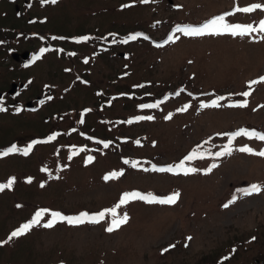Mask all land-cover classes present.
<instances>
[{
	"label": "rangeland",
	"instance_id": "1",
	"mask_svg": "<svg viewBox=\"0 0 264 264\" xmlns=\"http://www.w3.org/2000/svg\"><path fill=\"white\" fill-rule=\"evenodd\" d=\"M34 2L40 4L39 0ZM251 2L264 5V0H58L34 9L33 13L42 17L33 23V28L54 30L56 36L33 46L38 43L50 50L54 40L52 45L73 61L48 51L45 58L41 54L31 64V69L23 68L17 74L11 55L0 52V81L14 77L19 80L18 75L26 79L32 74L29 90L24 89L20 97H29V93L40 89L51 97L49 107L42 98L43 106L37 112L0 115L1 144L24 135H43L48 130L34 152L23 156L22 148H18L15 161L8 160L9 154L0 158V184L15 178L11 189L0 191V241H5L9 231L30 221L39 209L76 216L112 209L127 192L160 197L179 192L180 197L172 205L138 199L121 205L117 213L122 216L126 212L130 219L112 232L106 231L110 214L99 223L57 221L53 227L45 228L42 225L51 219L46 213L39 225L0 246V264H198L207 254L225 250L227 264H253V255L259 254L257 244L264 238V156L236 149L246 145L259 152L264 150V141L241 135L232 140L230 155L217 157L214 153L229 144V136L218 133L242 124H247L248 130H253L254 125L264 128V81L252 85L251 95H240L249 91L252 77L264 73V33L186 36L179 32L175 34L179 39L160 46L153 40L163 37L178 22H200L234 5L245 7ZM6 7L5 2L0 3V14ZM9 15L14 24L25 25L24 18ZM226 20L258 27L264 20V9L236 12ZM109 28L121 34V40L115 43L116 51L110 50L111 54L107 52V56L92 63V55L99 48L98 29ZM133 28L148 29L151 37L147 39L143 34L123 43L137 33ZM84 36L89 39H75ZM69 38L75 40L71 52L67 46L59 45L64 39L61 43L70 46ZM85 58L89 61L82 64ZM76 59L81 60L76 70L85 72L91 82L74 76L72 63L76 64ZM151 79L155 80L156 91L168 87L159 97L172 91L168 99L157 103V108H140L141 104L134 107L132 96L127 95L107 100L97 91L102 87L101 92L108 89L113 96L121 88L135 86L141 90L146 84L139 83ZM180 85L191 90L184 87L174 95ZM196 90L204 93L197 95ZM217 97L227 99L219 101L220 107H200ZM244 99L248 100L247 107L228 106ZM142 104L151 103L147 100ZM185 105H190L186 111H177ZM73 112L81 118H74ZM169 114L171 119H165ZM51 115L61 120L62 131H51ZM140 116L153 119L137 120ZM69 123L71 127H67ZM81 131L101 140L87 138ZM54 134L55 139L49 141ZM104 139L111 140L108 147ZM205 140L206 149L201 146ZM187 149H195L198 157L203 156L189 161L190 167L206 169L213 163L218 166L207 174L152 170L155 162L171 164ZM89 157L94 159L87 162ZM133 162L138 165L133 167ZM113 172L123 174L106 180L105 176ZM252 184L260 185L262 190L245 195L242 190ZM234 196L235 201L229 203ZM257 230L260 237L256 243L248 240L247 236ZM237 237L240 241L234 249L227 246ZM8 257L12 259H3ZM257 261L264 263L261 258Z\"/></svg>",
	"mask_w": 264,
	"mask_h": 264
},
{
	"label": "snow or ice",
	"instance_id": "2",
	"mask_svg": "<svg viewBox=\"0 0 264 264\" xmlns=\"http://www.w3.org/2000/svg\"><path fill=\"white\" fill-rule=\"evenodd\" d=\"M58 0H42V3H51V4H56ZM149 0H141V3H148ZM128 5H124L123 7H127ZM257 9H264V5L262 4H252L248 5L245 7H240L237 5L232 12L229 13H224L218 16L213 17L212 19L206 21L204 24L199 25V26H177L176 31L182 32L186 36H203V35H222V34H231L233 36H245V35H251L254 32H261L264 33V20H261L259 23L258 27H254L252 24H247V25H242V24H232L227 22L226 17L234 15L236 12H243V13H251L254 12ZM143 34L137 33V34H132L125 38L122 42L127 43L129 40H136L138 36H141ZM147 38V37H145ZM55 39V37H54ZM77 41H85L88 40L89 37L84 36V37H79L75 38ZM174 39H179L178 36H175V34H172L168 37V40L165 41V43L172 41L174 42ZM261 39H264V36H261ZM115 43V41H113ZM160 46V45H157ZM49 49H41V54L43 52H47ZM62 51V50H61ZM71 55H75V53H71ZM39 56H34L33 61L39 59ZM85 63H87V60H85ZM264 81V76L260 77L258 80H252L248 82L249 86V91H245L241 93L240 95L247 97L251 95V89L252 85L260 83ZM180 91H184V89H181ZM180 91L174 93V95H179ZM48 99H51V97H48ZM227 99L226 97H217L215 100H212L210 103H201L200 107L201 108H208V107H220L219 101ZM248 105V100L244 99L242 101H238L235 103H230L228 106L229 107H247ZM190 105H185L183 108L177 109V111H186L187 108ZM140 108H157L159 107V104H141L139 105ZM6 109L3 108L2 105H0V111H5ZM19 111V109H18ZM85 111H90V110H85ZM172 114H169L165 119H171ZM137 120H142V119H148L151 120L153 119L152 116H140L136 117ZM82 122V121H81ZM132 121H128V123H131ZM217 135H227L229 136V144L226 145L222 151L214 153L215 156H223V155H230L233 151V148L231 146L232 140H234L238 136H248L250 138H256L261 141H264V133L257 132L256 130H248V129H239L235 132L232 133H218ZM55 139V134L52 136L48 137V140H53ZM35 143H40V141H34L33 144ZM136 143H139L137 141ZM32 144L28 145L24 149H22L24 155H28L29 152L32 150ZM105 147H108V144H104ZM241 152H248L252 153L255 155L259 156H264V150L256 152L254 149L248 147V146H243L238 149H236ZM20 151L15 145L11 146L8 148L6 151L0 152V156L8 155L10 153H14ZM76 153L74 152L73 155ZM209 155H213L209 153ZM196 158H203V156H199L195 150H193L192 153L184 157V159L177 165H169L166 167H157L153 165L152 170L153 171H159V172H169V173H174V174H179L183 173L185 175L189 173H195L198 171H203L205 174L210 173L215 167L218 165L213 163L211 164L208 168L206 169H197L194 167H186L185 166V161H191ZM94 158L89 157L87 162H91ZM125 163H128V161H125ZM138 165V162H133L132 166L136 167ZM147 170V169H146ZM122 172H113L105 176V179H112L116 178L119 175H122ZM30 182V178H29ZM15 183V178L12 177L10 178L6 183L0 184V191H4L5 189H11L13 187V184ZM43 186V185H41ZM262 190L261 186L258 184H252L249 186V188L242 190L245 195H250L251 193H258ZM180 197L179 192L172 193L166 197H160L156 196L153 194H145V193H140V192H127L124 193L118 202V204L112 208V209H106L103 211H100L95 214H89L87 212H82L79 215L76 216H66L63 215L60 212H55V211H50L48 209H39L35 212L33 218L21 225L18 229L13 230L10 235L8 236V239L5 241H0V244L8 243L11 241L13 238L19 237L21 235L26 234L29 230H31L34 226L39 225L41 222V219L45 216L46 213L50 214L51 219H49L46 223H44L42 226L45 228H51L54 226V224L57 221H67L69 224H83L86 221L87 222H92V223H99L103 220H105L106 215L110 214L111 215V220L109 223V226L106 228V231L112 232L118 228H120L122 225L126 224L128 220L130 219L127 213L125 212L122 216L117 213V209L124 204H127L131 200H142L147 203H160V204H175ZM236 197L234 196L232 201H229V203L234 202ZM224 207H228V204H225ZM189 240H191V237H188ZM254 239V238H253ZM170 247H174V245H171ZM164 252H167L168 249H163Z\"/></svg>",
	"mask_w": 264,
	"mask_h": 264
},
{
	"label": "trees",
	"instance_id": "3",
	"mask_svg": "<svg viewBox=\"0 0 264 264\" xmlns=\"http://www.w3.org/2000/svg\"><path fill=\"white\" fill-rule=\"evenodd\" d=\"M34 1L35 0H5V3L7 4V7H6L7 10H5L4 13L0 14V17H1V19H0V31L2 32L1 35L6 36L9 39L10 37H13V35L17 34L19 32V30L24 31L27 28L30 30V28L33 24V23L31 24L30 15L33 14V10H34V9L30 8V6L32 4H34ZM156 1L157 0H155V2ZM18 3L20 5V7L17 8L16 5ZM9 4H12V6ZM9 13L12 14V16L17 17L18 19L22 16V18H24L25 25L22 24L23 27H21L18 24H14L12 19L9 18L10 17ZM140 83H146L147 89L143 88L141 90H136V89L133 90L132 88H128L126 90H123V88H121L115 92L116 94H114V96L111 95L112 91H109L108 89H106L101 94L107 100L111 96V101H114L117 98H119L122 93H125L128 96H132L131 98H133V100H134L133 106L137 107L138 104H142L143 102H145L147 100L153 101V103L157 104L158 102L155 101V98L157 99V97H159V95H162L164 90L168 89V87L165 86L162 89V92L154 90V88H153V86L155 85L154 79H151L148 81H141ZM193 85H194V83H193ZM174 88L175 87H173V89ZM130 106H132V104ZM58 120H59V122L58 121L52 122L53 131H58L57 129H60V130L62 129L61 120L60 119H58ZM34 141H41V138H40V136H37V133L31 134V135L20 136V137L14 139V141H12L11 143H9V142H5V143L3 142L2 144L0 143V152L7 150L10 147V145L11 146L15 145L17 148L24 149L28 145L32 144L31 142H34ZM12 143H14V144H12ZM32 145H33L32 150L34 152V150H36L38 145L36 143L32 144ZM71 148L73 149V147H71ZM20 154L25 156L23 154L22 150H21ZM9 155L10 156H8L9 157L8 160H14V158H16L15 156L17 155V152L10 153ZM18 156H20V155H18ZM258 237H260V232L257 230L254 233L249 234V236H247V239L250 241H255V243H256V239H258ZM234 240H238V241L234 242ZM234 240L230 241L227 246H230V248L234 249L235 246L240 241V239L237 237V239L235 238ZM260 241H261V243L257 244L258 248H259V251H258L259 254H257L256 256L253 255V258H254L252 260L253 264H260L261 263V262L257 261V258L264 259V238L261 239ZM233 249L231 251H233ZM3 259L8 261V260H11L12 258L8 257V258H3ZM227 260H229V258H228V253L225 250L223 253H222V251H218V252L213 253V254H207L206 256L203 257V259L198 264H227L226 263ZM49 263L52 264V263H54V261H50ZM262 264H264V263H262Z\"/></svg>",
	"mask_w": 264,
	"mask_h": 264
},
{
	"label": "flooded vegetation",
	"instance_id": "4",
	"mask_svg": "<svg viewBox=\"0 0 264 264\" xmlns=\"http://www.w3.org/2000/svg\"><path fill=\"white\" fill-rule=\"evenodd\" d=\"M0 3H3V2L0 1ZM16 6H17V8L20 7L19 3ZM20 18H22V16ZM30 18H32L31 15H30ZM19 25L21 27H23L22 24H19ZM32 28H33V24H32L30 29H32ZM29 31L30 30L28 28L26 30H24V31L23 30H19V32L17 34L13 35V37L10 38V40H13L10 43H14L18 47L17 50H11L10 53H8V55L9 56L11 55V58L14 59V64H13V68L14 69H13V71L14 72L17 71L18 72L17 74H19L21 69L25 68L24 66H25V61H26L27 57L25 55H23V54L21 55V52L23 51L24 48H27V47L21 46L20 42H21V39H22L23 41H25L26 44H29L28 38H25V36L27 35V33ZM1 33L2 32L0 31V41H4V40L8 39L6 36L1 35ZM2 51H7L8 52V48L7 47L1 48L0 52H2ZM28 52H29L28 54L30 55L31 51H28ZM25 69H27V68H25ZM17 77H19V80H16L15 77H14V78H11V80L3 79V80L0 81V92H1L0 93V105H2L4 109H6L5 111H0V115H3V114L12 115V114H14L13 112H10V110H9L10 103L12 101L16 103V100L18 99V98L12 99L13 91H15V88H16L17 84H19V83L21 85L25 84V82L21 79V75H18ZM13 86L15 88L13 90H11V87H13ZM23 90L24 89L22 88V91ZM22 91H21V93H22ZM45 93H46V91L44 92V97H45ZM31 100H33V99H31ZM33 103H34V100H33ZM16 107H17V109H19V111H21V106L19 104H16ZM14 115H16V114H14Z\"/></svg>",
	"mask_w": 264,
	"mask_h": 264
},
{
	"label": "bare ground",
	"instance_id": "5",
	"mask_svg": "<svg viewBox=\"0 0 264 264\" xmlns=\"http://www.w3.org/2000/svg\"><path fill=\"white\" fill-rule=\"evenodd\" d=\"M136 34H137V33H136ZM97 91H98V93H101L100 90H97ZM45 97H46V98H45V101H46V103H47V106L49 107L51 104L49 105L50 100L48 99L49 96H48V93H47V92L45 93ZM49 117H50V120H52V122H53V121L56 122L54 116L51 115V116H49ZM61 131H62V130H61ZM81 132H82V131H81ZM60 135H61V137H62L63 133L61 132ZM82 135H83V136L85 135L87 138H88V137H91L93 140H101V138H99L97 135L90 134V133L87 132V131L82 132ZM82 135H81V136H82ZM7 156H8V155H7ZM154 165H155V164H154ZM170 165H177V164H176V162H173V163H171Z\"/></svg>",
	"mask_w": 264,
	"mask_h": 264
}]
</instances>
